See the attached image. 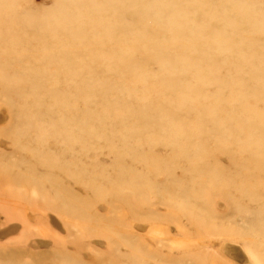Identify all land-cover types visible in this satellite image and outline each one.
Instances as JSON below:
<instances>
[{
	"label": "rangeland",
	"instance_id": "1",
	"mask_svg": "<svg viewBox=\"0 0 264 264\" xmlns=\"http://www.w3.org/2000/svg\"><path fill=\"white\" fill-rule=\"evenodd\" d=\"M15 44L0 55V171L18 182H0V264H264V185L244 168L264 157V0H0V52ZM230 175L254 194H206ZM178 182L209 226L178 209Z\"/></svg>",
	"mask_w": 264,
	"mask_h": 264
},
{
	"label": "bare ground",
	"instance_id": "2",
	"mask_svg": "<svg viewBox=\"0 0 264 264\" xmlns=\"http://www.w3.org/2000/svg\"><path fill=\"white\" fill-rule=\"evenodd\" d=\"M65 1H67V2H75V0H65ZM79 1H81V0H78V2ZM82 2H83V0H82ZM262 6V5H261ZM256 8V7H255ZM263 8V7H262ZM263 12V11H262ZM262 12H261V14H262ZM60 17H63V18H65V16H62V14L58 17V14H56V16H55V18H56V22H59V19H60ZM41 25H43L42 23H38V25H36V26H31V25H29V24H27L26 23V26L28 27V28H31V30H33V31H35V32H37L39 29H40V26ZM148 28H149V26H148ZM150 29V28H149ZM150 31H151V29H150ZM151 33V32H150ZM149 33V34H150ZM186 43V42H185ZM181 44H183V43H181ZM195 45V44H194ZM15 46H16V44H15ZM11 47L15 50V51H12V49H11ZM4 48V47H3ZM21 50H24V48H18L17 46L16 47H14V46H12V45H6V48H4L3 49V51H2V53L0 52V55H1V57L3 58V60L4 59H6V56L5 55H12V54H17V53H19ZM37 52H35V54H36ZM1 58V59H2ZM46 61V64H49V65H51V64H53V62H52V57H50V56H48V58L45 60ZM0 86L1 87H4V85L2 84V83H0ZM1 95H3L4 97L5 96H7V95H9V92L8 91H6V90H4L3 89V91H2V93H1ZM167 114V113H166ZM143 115H145L146 116V114H143ZM145 116H142V115H139V117L138 118H144ZM158 116V115H157ZM158 117H160V116H158ZM257 118V122H256V125H257V128L259 129V130H264V115L263 114H257V116H254V119H256ZM211 120L215 123V124H217L218 123V121H217V118H213V117H211ZM154 123L157 125V122H155L154 121ZM226 127L228 128V130H230L231 132H235V133H237V132H250L251 130H252V128H255V126H253V125H251L247 120H246V122H244V121H240V122H237V123H235V124H231V122H226ZM230 132V133H231ZM232 134H234V133H232ZM215 139H216V137H215ZM263 149V147L261 148V150ZM261 150L258 152V155H259V157H260V159H259V161H253V162H251L252 164H250V166H244V168H245V170H247V169H249L250 171H251V173H253V175H251V176H248V178H251L252 177V179L255 181V183L257 184V185H260V187H263L262 185H264V184H262V181L260 180V178H259V176L258 175H256L255 173H254V169H251V167H254L255 169H256V172H258V173H260V174H264V157L262 156L261 157ZM207 169V171H206V173H205V171L204 170H206ZM212 168H208V167H205L204 165H199V166H197V165H195L194 164V162H191L190 161V164H189V170H190V172H193V173H198V172H200L201 173V175L202 176H204L203 174H207V173H209V171L211 170ZM201 170V171H200ZM216 172H217V174L219 175V176H224V172H223V170L222 169H219V170H217V168H216V170H215ZM225 172H226V170H225ZM226 175V174H225ZM210 176L212 177V178H218V176H216V175H214V174H210ZM227 177V179L225 180V182L224 181H222L220 178V181L219 180H217V181H214V186H216V188H214V189H212V188H209V189H207V193H206V190L204 191V193H206V194H208V195H213L211 192L213 191V190H217L220 194H222V192H220V190L221 189H223V188H231L230 187V185H228V183H227V181H228V179H232L231 178V175H230V177L229 176H226ZM236 177V176H235ZM223 178H225V176L223 177ZM194 180H196V177H194V179L192 180V181H194ZM247 181V183L246 182H243V181ZM244 180H242V181H240L238 184H235V185H233L232 186V188L231 189H234V188H237V187H244V186H246L247 188H250V193L251 194H254V191H252L253 190V188H254V186H251V185H249V183H248V180L245 178ZM14 181V182H13ZM0 182L3 184V185H8V186H13L14 185V183H15V186L16 185H18V182L16 181V180H13V178H11L10 177V175H9V173H8V170H5V171H0ZM40 184V183H39ZM178 188H180V187H182L183 186V189L184 190H182V195H181V198H186L187 200L186 201H184V202H181V206L179 207V206H177L178 207V209L180 210H182V211H191V210H195L196 209V206L198 205V202L192 197L193 195H194V192H195V190L194 189H192V188H190V187H188V188H185V185H187L186 183H181V182H178ZM188 186V185H187ZM136 189V191H139V190H142L143 191V189L141 188V189H139L138 188V186L135 188ZM226 190V189H225ZM142 191L139 193L140 195H142ZM209 191V192H208ZM227 191V190H226ZM231 190H229V191H227L228 192V194L226 195V197L228 198V200L230 201V199H232L233 197L230 195V192ZM235 191V190H234ZM1 192L3 193V192H6L5 191V189L4 190H1ZM55 193V192H54ZM166 193H168V194H174L173 196H174V199L176 200V194H175V192H173V190H170V189H168L167 191H166ZM59 193H55L54 195L57 197V195H58ZM243 195V194H242ZM68 195L67 194H65V196H64V201H62L63 203L65 202V200H66V197H67ZM143 196V195H142ZM68 198H70V199H73L70 195L68 196ZM67 198V199H68ZM234 201V202H233ZM232 202L237 206V201H235L234 199H232ZM64 206H70L69 204L67 205V202H66V204H63ZM72 207V206H71ZM260 215H264V209L263 210H261L260 211ZM190 216L192 217L191 219H190V222H192L193 224H196V226L197 227H199L200 229H203V228H205V227H207V226H209L208 225V223H207V220H205V219H202V218H200V216H198V214H197V211L195 210L193 213H191L190 214ZM257 225H260V226H258L259 228H261L263 231H264V219L263 220H261V221H259V222H257ZM239 231H240V229H239ZM243 232H245V231H243ZM243 232H240V234H242L243 235ZM263 239H264V232H263ZM252 257V256H251ZM253 258V257H252ZM182 259V261H184V260H186V257H183V258H181ZM254 260V259H253Z\"/></svg>",
	"mask_w": 264,
	"mask_h": 264
}]
</instances>
